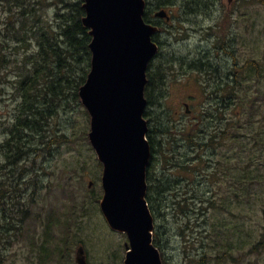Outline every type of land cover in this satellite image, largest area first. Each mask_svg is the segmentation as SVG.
I'll use <instances>...</instances> for the list:
<instances>
[{"label":"rangeland","instance_id":"374dc122","mask_svg":"<svg viewBox=\"0 0 264 264\" xmlns=\"http://www.w3.org/2000/svg\"><path fill=\"white\" fill-rule=\"evenodd\" d=\"M60 1L42 0V17L51 28ZM174 1L166 6L173 16L172 35L167 37L168 42L160 51L167 59L160 56L166 82L158 98L165 99L162 110H155L162 124L172 130L168 135L158 134L155 138V142H159L155 154V180L171 188L161 196L160 217H153L154 225H160L158 250L162 264H264V246L250 252L264 237V5L252 0H236L228 16L226 0H216L215 5L212 0H191V6L186 3L188 0ZM200 3L215 6V9L211 13L209 7L202 9ZM195 8L199 15L192 13ZM14 21L12 12L7 11L5 0H2L0 144L7 138L6 130L17 115L16 73L20 72L25 57H35L37 52L35 43L24 47L11 41ZM1 49L14 60L6 64L7 69ZM228 51L232 53L229 57L225 55ZM195 60L199 64L209 61L214 68L219 67L211 76L212 85L216 76L234 62L240 68L256 61L260 75L246 68L240 93L243 105L225 108L223 126L229 129L230 138L221 141L216 149L204 151L205 147H195L183 152V128L198 116L201 108L204 112L216 108L197 106L204 94L201 87L190 80V74L194 73L190 64ZM183 102L188 103L189 113ZM254 107H258L256 115L248 117L249 110ZM56 109L58 112L43 125L40 135L27 140L30 143L26 147L31 150L17 165L15 175L22 170L25 172L22 179L11 178L8 174L14 172L11 168L0 171V181L9 182L11 189L18 184L15 200L20 205L17 211L8 201L10 210L0 213V264H39L38 247L49 240L46 236L49 231V236L53 237L51 246L54 247L55 242L60 245L63 228H55V225L65 218L66 206L72 213L70 244L68 242L65 250V261H57L53 256L49 264H76L75 251L81 242L85 244L88 264H122L126 237L109 229L100 212L99 201H94L101 188V167L87 139L89 119L79 99L75 103L69 95ZM206 129L198 138L194 134L195 144H206L204 137L212 132ZM200 155L203 162L190 174L175 169L171 162H181L183 157L199 159ZM207 161H210L208 165ZM4 165L0 152V167ZM89 181L92 182L90 188L87 187ZM70 192L72 198H69ZM193 193L200 199L187 202L193 213L187 211L185 216L181 213L184 207L177 203ZM21 209L26 212L20 213ZM201 209H205L202 214ZM187 221L190 226L197 225L184 236L187 229L183 226ZM224 253L228 255L219 259Z\"/></svg>","mask_w":264,"mask_h":264},{"label":"trees","instance_id":"16d2710c","mask_svg":"<svg viewBox=\"0 0 264 264\" xmlns=\"http://www.w3.org/2000/svg\"><path fill=\"white\" fill-rule=\"evenodd\" d=\"M82 1L83 0H61L60 6L57 5V11L54 14V27L51 28L46 22H44L42 17V0H5L7 11L12 12L15 18L14 27L11 28V41L15 40L24 47L28 46V44L35 43V51H37L35 57H25L20 72L18 74L16 73L15 90L16 95L19 98L17 115L14 119V124L8 128V138L5 142L6 160L8 165L12 167V170L14 171L8 172V174L11 175V178L20 177L19 179H22L25 174V172H22L21 170L15 177L16 165L18 164L16 156L19 152L25 150V141L30 140V138L35 137V135H40L43 125L47 123V120L53 118L58 112V109H56L57 105L59 104L60 106V102L68 95L72 97L75 103H77L78 89L86 80V76L90 69L91 59V53L89 50L91 38L88 34V30L82 25V18L84 16V11L81 8ZM150 1L151 3L143 16L146 23L150 22L146 17L147 12H153L158 8L175 3L174 0ZM252 1L264 5V0ZM186 3L188 6H191V0H188ZM200 4L199 6L201 7L202 5V9L209 7V4ZM7 47H4V49H7ZM4 49H1L2 53ZM2 59L4 62V68L6 69L8 67L6 64L14 61L10 56L5 54ZM162 63L163 61L159 52L154 60L148 65L146 71L147 82L144 88L147 107L143 116L148 122L146 138L150 145L152 155L146 175V201L154 218L160 217V201L162 199V194L171 190L170 187H165V183H157L154 176L156 162L155 154L157 153L156 149L159 147V142L156 143L155 138L158 134L164 136L170 134L172 131L170 128L162 124L155 111L156 109L162 110L165 99V97L158 98L159 95L162 96L166 81V70ZM246 68L257 71L259 64L256 61H251L247 63L246 67L245 65L240 68L235 66L232 70L236 72L238 79L240 78L244 81L247 73V71H245ZM198 73L201 75L205 73L210 74V68L200 67ZM239 74L243 76H240ZM257 75H260L258 71ZM233 91L234 90L230 88V92L232 93ZM236 100L238 101L237 106L230 107L228 110L243 105L244 99H242L241 95L237 94ZM256 108L258 107L250 109V115L247 116L252 117L253 115H256ZM224 111L225 108L217 107L215 110L211 109L208 110V112H204L201 108L197 118H194V120L188 123L182 130L183 146L181 150L184 152L195 148L196 135L204 134L207 130L206 128H210L212 132L209 136L204 137V140L208 142L207 145H204V151H206V148L216 149L221 141H224L227 137V139H229L231 136L229 134V129L226 127L224 128L223 126L226 123V120H224ZM83 113L87 115L85 111ZM64 138L65 137H62V139ZM168 139L169 137H167V140ZM57 140L58 139H54L55 142ZM29 143L30 141H28V144ZM196 159H185L183 157L181 162H171L175 169H180L185 174H190L193 169H197L198 163ZM17 185L18 184L15 183L11 189L9 182H6L5 180L1 181L0 213L4 214L10 210V208H7L8 201L11 202L12 207H16V210L18 211L20 205L15 200L17 198L15 194L19 191ZM71 195H73L72 192H70L69 198H72ZM100 197L101 190H98L94 201L97 202ZM196 199L200 198L196 197L194 193L187 198L180 199V202L177 204L181 208L184 207L181 209V213L185 216H187V211L189 214H192L193 212L188 208L189 205L187 202L190 200L195 201ZM71 207L74 208V206ZM204 210L205 209H201L200 214H202ZM23 212L26 211L21 209L20 213ZM64 213L65 218L61 222L58 220L55 225V228H58V226L63 228V232L60 233V245L55 242V246L52 247L50 241L51 238L53 240V237L48 235L47 237H49V240L45 241V244L38 247L40 252L39 264H49L53 256H55L57 261L60 259L62 262L65 261L63 260L66 255L65 250L68 242L70 244L69 239H71L69 236V225L72 213H70V209H68L67 206ZM189 223L190 222L187 221L183 226L187 229L184 236H186L188 230L197 225L193 224L190 226ZM159 226L160 225H155L153 231V244L157 248L160 247L161 237ZM80 244L85 246L84 242H81ZM32 245L34 246V242H32ZM259 246H264V237L262 238L261 243L251 251L254 252ZM227 255L228 254L224 253L219 259H223Z\"/></svg>","mask_w":264,"mask_h":264},{"label":"water","instance_id":"95a60500","mask_svg":"<svg viewBox=\"0 0 264 264\" xmlns=\"http://www.w3.org/2000/svg\"><path fill=\"white\" fill-rule=\"evenodd\" d=\"M82 8L91 62L78 96L90 118L89 143L102 165L100 211L112 231L127 236L123 264H162L145 199L150 146L143 118L146 69L158 50L151 36L159 29L144 23V0H84ZM155 16L169 19L163 10ZM74 260L87 264L81 245Z\"/></svg>","mask_w":264,"mask_h":264},{"label":"flooded vegetation","instance_id":"af4514ba","mask_svg":"<svg viewBox=\"0 0 264 264\" xmlns=\"http://www.w3.org/2000/svg\"><path fill=\"white\" fill-rule=\"evenodd\" d=\"M212 1L214 2V5H215L216 0H212ZM1 2H2V0H0V3ZM234 2H235V0H234ZM145 3H146L145 4V12H146L151 1L145 0ZM209 8L211 9L210 12L212 13L215 9V6H212V7L209 6ZM231 8H232L231 4L226 5L225 10L227 11V15L230 12ZM158 9H164L167 12L168 16L170 17V20L166 21L165 19H159V20L156 19L154 17V14L157 10H154L153 12H151V11L147 12L146 17L149 19V21H150L149 23H152L154 25H159L161 27L160 31L153 35V41L158 45L159 50H161L163 45L168 42L167 37L169 35H172L171 34V32H172L171 28L173 27V25H172L173 16H171V14L168 12V10H166V9H170L168 7L166 8V6L162 7V8H158ZM198 12L199 11L197 8H195L194 10L192 9V13L198 14ZM225 53H227V52H225ZM231 54L232 53H230L228 51V53L225 55L227 57H229V56H231ZM161 55L162 54L160 53V56ZM162 57H163V60L167 59V57H165L164 55H162ZM190 66H191V68H194V70H192V72H194V73H192V75L190 74L191 78L190 77L189 78H190L191 82L193 83V85H196L199 88L201 87V90H203V94H204V97L201 98L200 101H197L198 107L214 106L216 108L217 107L218 108H230V107H236L237 106V102H238L236 100L237 94L240 95L244 81H243V79L242 80L240 78L238 79L236 72L234 70H232L236 66L235 62L232 65L230 64V67L224 73H222V74L220 73L218 76H216V80L213 82L214 86L211 84L210 79H211L213 72H217L218 71L217 68H219V67L214 68L213 64H211L209 61L206 64H199V62H197V60L191 62ZM200 67L210 68V74L205 73L206 75L205 74L201 75L200 73H198V69ZM239 75L241 76V74H239ZM187 79L188 78H186L183 81L184 84L186 83ZM215 87H216V89H215ZM230 88H232L234 90L232 93L230 92ZM191 99H192V101H193V99L195 100V98L193 96L191 97ZM182 105L185 108H188L187 102H183ZM186 111L189 112L188 109H186ZM194 118H197V116H195ZM6 135H7V133H6ZM201 135L202 134H198L197 138L200 137ZM26 137H27V134H26ZM33 140L35 141V139H33ZM32 144H34V143H32ZM204 144L205 143H203V146H201L200 143H196V147L203 149ZM207 144H208V142H206V145ZM24 145H26V146L28 145L27 140L25 141ZM29 150H31V148L28 149L27 147H25L24 151L18 153V155L16 156L17 160H18V164L20 162L24 161L25 155H26V153H28ZM0 152L2 153V156L4 158V164H5L4 166H1L2 168L0 167V171H2L5 168H12L8 165L7 160H6V144H5V141L3 143L1 142V144H0ZM202 157L203 156L200 155V158L196 159L197 163L202 162ZM206 163L208 165L210 163V161H207ZM208 177H209V174H208ZM0 183H1V181H0Z\"/></svg>","mask_w":264,"mask_h":264},{"label":"bare ground","instance_id":"6f19581e","mask_svg":"<svg viewBox=\"0 0 264 264\" xmlns=\"http://www.w3.org/2000/svg\"><path fill=\"white\" fill-rule=\"evenodd\" d=\"M2 168V167H1Z\"/></svg>","mask_w":264,"mask_h":264}]
</instances>
